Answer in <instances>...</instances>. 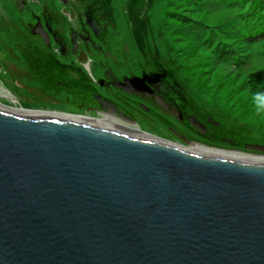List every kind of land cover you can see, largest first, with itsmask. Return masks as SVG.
<instances>
[{"label": "water", "instance_id": "water-1", "mask_svg": "<svg viewBox=\"0 0 264 264\" xmlns=\"http://www.w3.org/2000/svg\"><path fill=\"white\" fill-rule=\"evenodd\" d=\"M0 264H264V163L0 103Z\"/></svg>", "mask_w": 264, "mask_h": 264}, {"label": "rangeland", "instance_id": "rangeland-1", "mask_svg": "<svg viewBox=\"0 0 264 264\" xmlns=\"http://www.w3.org/2000/svg\"><path fill=\"white\" fill-rule=\"evenodd\" d=\"M102 1L85 0V3L95 2L100 6ZM129 3L131 0H111L114 21L106 35V56L91 52L89 68H85L89 80L106 76L110 70L121 76H137L146 70L157 73L161 67L168 78L174 75L171 81L179 83L200 113L220 122L226 134L244 139L240 152H250L245 148L247 143L264 144V33L257 27L261 24L252 25L251 20L252 16L258 18L259 12L264 14V0H140L131 6ZM80 5L81 2L76 4ZM44 7L53 11L65 27L69 26L63 19V11H70L71 5L58 0H38L24 9L15 0H0V84L15 95L9 94L12 99L25 97L14 85L15 69L26 65L18 58L22 52L16 48L17 44H22L26 36L36 39L25 29ZM249 10L254 14L248 15ZM135 25L139 27L137 38ZM16 40L20 42L12 45L11 41ZM217 41L220 44L216 47ZM30 42L33 51L29 53L35 58L36 45ZM28 45L22 44L26 52L30 51ZM79 86L82 91L84 83L79 82ZM65 92L56 97L53 107L78 111L75 107L79 98L75 91L70 93L73 102L66 101ZM0 99L13 106L8 98L0 95ZM124 102L129 105L127 100ZM15 104L26 107L47 103L40 96L30 95L23 99V105ZM139 113L142 117L136 120L145 131L172 137L168 131L171 126L188 134L161 107L156 106L151 117ZM218 145L221 147L212 148L235 150L227 143ZM252 155L264 157V153Z\"/></svg>", "mask_w": 264, "mask_h": 264}, {"label": "flooded vegetation", "instance_id": "flooded-vegetation-1", "mask_svg": "<svg viewBox=\"0 0 264 264\" xmlns=\"http://www.w3.org/2000/svg\"><path fill=\"white\" fill-rule=\"evenodd\" d=\"M15 1L21 7L17 0ZM23 1L24 5L21 7L23 9L27 8L29 4L38 2V0ZM58 1L66 6L71 5L70 11H63V19L68 22L69 26L65 27L63 23L59 22L58 16L53 11L44 7V11L36 14L33 17L34 21L27 24L25 29L36 37L38 45L35 40H30L27 36L24 38L25 40L23 39L22 44L29 43L27 47L30 51L26 52L21 43L17 44L16 48L22 52L17 57L22 59L26 68L22 67L20 70L16 68L14 72V76H17V79L14 80L17 91L25 94V97L16 96L18 99H15V102L22 105L26 96L31 95L34 98L40 96L47 104L38 105L36 108H48L65 114L82 112L93 116H102L103 113H108L118 117L119 120L137 126H139L137 117H142L138 111L151 117L150 113H153L157 106L166 110L178 122L177 125H182L188 132L185 134L169 126L172 131H168L171 132L172 137L159 135L165 140L186 146L199 143V145L209 144L211 147H221L218 143H227L232 146L230 148L235 150L239 151L242 148L244 144L242 137L236 138L226 134L220 122L212 121L206 114L200 113V109L193 106L181 86L177 85L175 81H171L172 78H168L165 73L156 75L153 71L146 70L137 76H121L110 70L106 76L90 81L85 73V68H89L91 52H101V55L106 56L104 52L106 35L114 21L111 0H108V5H105L106 0L102 1L100 6H96L95 2L85 3V0ZM79 2L81 5L76 6ZM36 26L44 28L48 35V41L42 35L34 33L33 30ZM17 41L20 42V40L11 41V44H16ZM30 41L36 45L34 53L37 56L35 58L29 53L33 51ZM12 51L13 49L10 48V52ZM126 78L133 79V85L137 86L138 92L130 93L119 87ZM79 82L84 83L82 91H79L81 89ZM71 91H75V96L79 98L75 107L78 111L73 112L53 107L52 104L57 101L56 97L64 92L67 94L66 101L73 102ZM9 94L12 97L14 95L10 91ZM116 95L124 101L127 100L129 105H125V102L119 100ZM157 97L162 99L177 115L161 106ZM103 100L116 105L117 111L109 112L102 109ZM121 113L125 114L127 118L122 117ZM193 117L198 119L195 122L200 125V128L191 124ZM250 153L254 152L250 151L248 154Z\"/></svg>", "mask_w": 264, "mask_h": 264}, {"label": "bare ground", "instance_id": "bare-ground-1", "mask_svg": "<svg viewBox=\"0 0 264 264\" xmlns=\"http://www.w3.org/2000/svg\"><path fill=\"white\" fill-rule=\"evenodd\" d=\"M0 95L3 97H6L9 99V102L13 103L12 107H16L19 109H25V110H31L36 112H42V113H48L53 115H59L89 122H94L98 124L107 125L111 128H114L116 130L122 131L124 133L130 134L132 136L144 139V140H150L155 142H162V143H168L172 144L174 146H178L182 149L189 150L198 154H202L205 156L210 157H216V158H222V159H229V160H235V161H243V162H249V163H264V157L255 156L252 154H245L240 151L235 150H221L217 148L207 147L199 144H192L190 146L181 145V144H173L171 142L164 141L163 138H161L159 135L153 134L151 132H147L143 130V128L135 125L126 123L122 120H119L116 116L110 115L108 113H103L102 116H93L86 113H72V114H64V113H58L56 111L49 110L48 108H26V107H18L15 103V99H12L9 96V91L7 89H4L2 85L0 84ZM1 104H5L8 106H11L10 104L2 103L0 99ZM15 104V105H14Z\"/></svg>", "mask_w": 264, "mask_h": 264}, {"label": "trees", "instance_id": "trees-1", "mask_svg": "<svg viewBox=\"0 0 264 264\" xmlns=\"http://www.w3.org/2000/svg\"><path fill=\"white\" fill-rule=\"evenodd\" d=\"M108 2V0H106L105 1V3H107ZM139 2H140V0H131V3H129V6H131V4L133 3V4H139ZM250 14H254V12L252 11V10H249V12H248V15H250ZM251 20L253 21V24L252 25H254V23H259V24H261V26H259L258 24H257V27H258V29H260L259 30V32L261 33V32H263L264 33V14H262L261 12H259V17L258 18H253V16L251 17ZM138 29H139V27L138 26H136L135 27V30L137 31V32H135V37L137 38L138 37ZM221 36H219V38H220ZM217 40H219V39H217ZM219 41H221V38H220V40ZM219 41H217L216 42V44H215V46L217 47L219 44H220V42ZM159 66V65H158ZM158 72L157 73H155L156 75H161V74H164L165 72H164V70L163 69H161V67H158V70H157ZM173 74L172 75H170V78H173ZM175 83L177 84V85H179V83L177 82V81H175ZM23 105V104H22ZM31 106H26V107H28V108H36V107H38V106H35V105H32V104H30ZM24 106V105H23ZM25 107V106H24Z\"/></svg>", "mask_w": 264, "mask_h": 264}]
</instances>
